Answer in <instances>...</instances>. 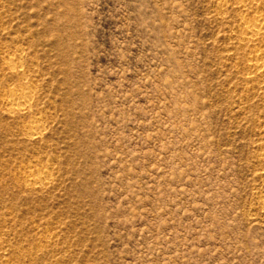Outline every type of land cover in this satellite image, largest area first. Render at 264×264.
Listing matches in <instances>:
<instances>
[{
	"label": "rangeland",
	"instance_id": "374dc122",
	"mask_svg": "<svg viewBox=\"0 0 264 264\" xmlns=\"http://www.w3.org/2000/svg\"><path fill=\"white\" fill-rule=\"evenodd\" d=\"M261 13L0 0V264H264Z\"/></svg>",
	"mask_w": 264,
	"mask_h": 264
},
{
	"label": "bare ground",
	"instance_id": "6f19581e",
	"mask_svg": "<svg viewBox=\"0 0 264 264\" xmlns=\"http://www.w3.org/2000/svg\"><path fill=\"white\" fill-rule=\"evenodd\" d=\"M221 6H223V4H221ZM239 38L241 40H245L248 38H251V39L264 38V14L261 13L252 22L244 20L242 27H241V31L239 33ZM263 48L261 50L258 49L257 52L254 53V57H253L254 60L252 62H254L255 60L256 62L250 64V67L252 68V74H254V76L258 75L261 71L264 70V60H263L264 59V49ZM260 60H263V61H260ZM20 61H22V58L16 56V57L11 58L10 64L13 67L17 68L20 65H22L21 63H19ZM30 98H32L31 92L27 89L26 85L25 86L22 85L18 87L17 89L13 90L12 95L9 96L8 98H5V101L7 100L9 108L12 112H23V111H26V109L28 108L26 104H24L23 102H25L26 100H29ZM37 128L38 129L37 130L35 129L33 133L32 132L30 133V136L34 137V136H38L41 134L39 127ZM31 171L33 172L32 169ZM38 178L39 177L37 175V181H35V183H38V182L40 183Z\"/></svg>",
	"mask_w": 264,
	"mask_h": 264
}]
</instances>
